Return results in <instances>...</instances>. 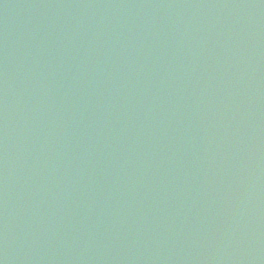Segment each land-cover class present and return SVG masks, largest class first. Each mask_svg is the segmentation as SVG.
Returning a JSON list of instances; mask_svg holds the SVG:
<instances>
[{
  "label": "water",
  "instance_id": "obj_1",
  "mask_svg": "<svg viewBox=\"0 0 264 264\" xmlns=\"http://www.w3.org/2000/svg\"><path fill=\"white\" fill-rule=\"evenodd\" d=\"M0 264H264V0H0Z\"/></svg>",
  "mask_w": 264,
  "mask_h": 264
}]
</instances>
